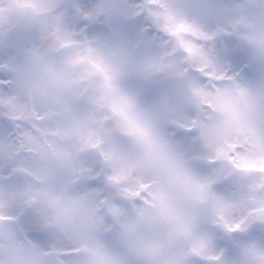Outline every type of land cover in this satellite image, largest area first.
Segmentation results:
<instances>
[{
    "label": "snow or ice",
    "instance_id": "snow-or-ice-1",
    "mask_svg": "<svg viewBox=\"0 0 264 264\" xmlns=\"http://www.w3.org/2000/svg\"><path fill=\"white\" fill-rule=\"evenodd\" d=\"M0 264H264V0H0Z\"/></svg>",
    "mask_w": 264,
    "mask_h": 264
}]
</instances>
